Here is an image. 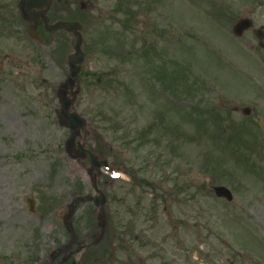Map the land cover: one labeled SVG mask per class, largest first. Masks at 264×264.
Wrapping results in <instances>:
<instances>
[{
  "label": "rangeland",
  "instance_id": "rangeland-1",
  "mask_svg": "<svg viewBox=\"0 0 264 264\" xmlns=\"http://www.w3.org/2000/svg\"><path fill=\"white\" fill-rule=\"evenodd\" d=\"M214 1L209 3H221L226 8V17L214 18L207 4L198 0H168L157 8L158 15L172 20L174 29V41L172 34L170 44L161 38L157 48L176 64L171 95L165 82L156 84L147 77L144 69L154 62L147 56L139 59L144 68L140 72L132 69L138 59L130 63L131 58L120 56L127 61L125 74L117 77L120 81L96 84L107 67L105 47L97 43L107 25L104 12L108 3L93 1L97 9L102 8V16L97 18L93 14L94 18L85 22L84 70L88 75L81 76V92L74 104L88 124L82 141L93 152L103 147L113 153L111 144L117 156L103 155L108 157L109 167L123 164L125 170L134 169L135 173L132 183L126 172H120L118 179L111 178L109 170L101 173L98 186L109 200L106 210L112 216L107 237L93 248L81 249L63 264H138L142 258L146 264H264V158L248 155L249 145L251 151L255 149L248 134L246 147L239 149L249 158L246 161L242 160L243 155L228 149V144L214 138V134L222 133L219 139L226 134L228 142L238 143L245 135L242 130L206 129L202 118H190L193 123L188 126V120L179 117L193 110L199 113L197 107L188 109L176 99L189 96L184 74L191 76V91L198 90L196 103L205 100L207 108L215 95L231 97L264 88V81L257 80L243 64L246 60L233 51L236 41L230 27L233 17L243 14L242 9L234 13L233 0ZM254 3L262 6L259 9L264 14V0ZM244 5L247 2L241 1V8ZM63 8L61 17L68 19L71 8ZM153 9L152 0H140V6L131 12L137 26L132 18L131 24H125L127 32L134 25L130 35L134 37L142 30L143 39L149 40L148 20L153 15L143 16L141 12ZM15 35L21 44L16 41L15 54L22 62L15 69L5 67L0 73V264H41L54 247L67 240L60 210L73 196L91 193L83 168L89 161L77 164L65 155L63 144L68 131L58 126L54 114L58 107L55 92L66 73V55L72 52V38L66 34L61 37L66 52L62 56L64 53L60 54L52 45L27 40L18 29ZM134 41L138 42L129 38L127 49L133 59L137 54ZM258 68L259 65H253V69ZM163 89L164 93L156 92ZM166 103L173 105L176 113ZM136 128L148 136L141 134L139 146L125 145L118 152L120 141H115L108 131L119 139L121 129L127 136H136ZM260 133H256L255 139ZM129 151L134 153L128 156ZM145 155H149L146 163L141 160ZM214 184L232 192L231 204L208 194V188ZM135 187L140 189L134 191ZM190 190H194L193 195ZM31 196L35 200L34 213L29 212L26 204V198ZM73 225L79 238H88L79 245L90 244L99 232L93 206H80L73 216ZM112 226L116 233L140 234L152 242L133 252L112 253L105 249ZM130 243L113 239L115 249L131 246ZM107 256L110 258L106 261Z\"/></svg>",
  "mask_w": 264,
  "mask_h": 264
},
{
  "label": "flooded vegetation",
  "instance_id": "flooded-vegetation-1",
  "mask_svg": "<svg viewBox=\"0 0 264 264\" xmlns=\"http://www.w3.org/2000/svg\"><path fill=\"white\" fill-rule=\"evenodd\" d=\"M74 0H50V7L47 13L48 17L54 16L55 12H60L63 10V4L67 5L70 4L71 6L75 4ZM92 1V0H90ZM248 3V7L243 9V17L249 18L252 21L253 27L244 32L242 38L247 36L248 42L241 44L242 48H245L249 51V54H252L254 61L259 64L264 63V47L261 46L264 41L259 42L256 40V36L254 34V30L257 27H264V14L261 13L262 6L259 4H255L254 0H244ZM79 2V0H78ZM59 3L60 7H57L56 4ZM239 0H237L234 4L235 9L238 10L239 7ZM19 0H0V39L12 41L14 43L15 40V32H16V18L20 17L21 14L18 9ZM92 7L95 9V6L91 4ZM85 4L81 3L80 8H84ZM68 7V6H67ZM37 12V11H36ZM76 15L78 12L73 7L71 11ZM49 17V18H50ZM26 25L30 26L27 23L20 22V26L24 27ZM42 25H39L41 28ZM14 47V45H13ZM5 59L2 61L4 62L9 61L10 56L4 54ZM244 100H240L236 103L232 104H224V101L220 102V109L226 113L225 120H228V125L231 128H262L264 127V97L263 96H256L253 97L250 94L243 96Z\"/></svg>",
  "mask_w": 264,
  "mask_h": 264
},
{
  "label": "water",
  "instance_id": "water-1",
  "mask_svg": "<svg viewBox=\"0 0 264 264\" xmlns=\"http://www.w3.org/2000/svg\"><path fill=\"white\" fill-rule=\"evenodd\" d=\"M55 28H64L68 31H74L76 32L79 29V26L77 24H67V23H58L56 24ZM248 28V26L243 22H239L237 23L234 27H233V33L235 35H240L241 32ZM80 37H78L77 42H76V46H75V54L69 57V65H70V76L68 78V80L60 86L59 90H58V96L60 98L61 104H62V113L61 116L64 119V122L66 123L67 127H69L72 131V135L71 138L66 142V150L69 153V155L71 154V150L73 151V146L75 143V136L78 135L79 133V128H81L83 126V121L76 116V114H67L66 112H68L69 110V105H70V101L67 100L64 97V90L67 89L68 87H71L73 85V81L79 71V64L82 61V54L80 52ZM65 111V112H64ZM81 146V145H79ZM78 155L80 157H84V152L81 149V147L79 148V150L77 151ZM74 157V156H72ZM100 165H105L104 162H100L98 160H96L95 157L92 156V164L91 167L94 168V166H100ZM93 183H94V187H95V180L93 179ZM215 193L217 196L220 197H225L227 200L231 199V196L229 194V192L227 190H225L224 188H216L215 189ZM97 196L96 199L94 200V203L96 206L101 207L104 204V198L102 196V194L97 191ZM86 201L85 198H75L73 200V202L68 206V213L64 218L65 221V226L66 228L71 232V224H70V217L72 215L74 206L78 203V202H84ZM29 205H30V209H32L33 207V202L29 201Z\"/></svg>",
  "mask_w": 264,
  "mask_h": 264
}]
</instances>
